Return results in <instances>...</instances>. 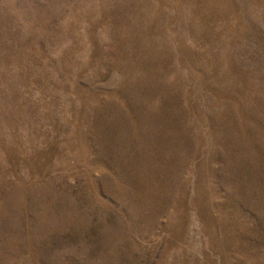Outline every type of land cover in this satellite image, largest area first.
<instances>
[{
  "label": "rangeland",
  "instance_id": "rangeland-1",
  "mask_svg": "<svg viewBox=\"0 0 264 264\" xmlns=\"http://www.w3.org/2000/svg\"><path fill=\"white\" fill-rule=\"evenodd\" d=\"M0 264H264V0H0Z\"/></svg>",
  "mask_w": 264,
  "mask_h": 264
}]
</instances>
